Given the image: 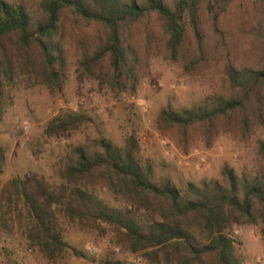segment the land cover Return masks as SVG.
Returning <instances> with one entry per match:
<instances>
[{
    "label": "trees",
    "instance_id": "1",
    "mask_svg": "<svg viewBox=\"0 0 264 264\" xmlns=\"http://www.w3.org/2000/svg\"><path fill=\"white\" fill-rule=\"evenodd\" d=\"M236 1L0 0V121L5 82L28 76L51 93L62 91L66 21L78 31L96 28L92 41L80 40L78 79L92 78L100 87L134 93L149 54H159L156 32L163 36V50L172 61L180 55L187 28L194 39L190 63L205 66L219 59L225 52L220 18ZM240 6L242 27L261 45V63L236 65L227 54L221 67L224 91L182 108L162 107L156 116L160 132L175 129L186 143L190 131L199 128L210 143L229 131L245 136L264 127V0H241ZM87 120L81 113H61L46 123L44 134L68 136ZM257 152L261 166L255 175L236 174L224 166L220 179L178 187L168 178H155L134 135L121 147L99 137L91 146L71 148L58 183L44 188L43 200L14 177L0 217L6 227L16 224L26 243L49 261L69 249L66 223L107 233L113 244L140 253L150 264H240L230 228L259 222L264 238V139L258 141ZM5 162L0 146V176ZM100 182L122 198V209L108 206L89 190Z\"/></svg>",
    "mask_w": 264,
    "mask_h": 264
},
{
    "label": "rangeland",
    "instance_id": "2",
    "mask_svg": "<svg viewBox=\"0 0 264 264\" xmlns=\"http://www.w3.org/2000/svg\"><path fill=\"white\" fill-rule=\"evenodd\" d=\"M240 2L237 0L220 18L218 27L224 37L225 52L205 66L190 63L188 55L194 47V39L189 28L175 61L166 56L163 36L156 32L159 54H149L134 93L100 87L92 78L78 79L82 54L80 40L92 41L96 28L82 27L78 31L72 28L70 20L66 21L61 40L65 81L60 93H51L46 86L28 76H18L11 83H3L0 146L5 149L6 162L0 176V213L4 193L11 188L14 177L22 178L43 200L44 188L58 183L61 165L71 148L91 146L99 137L121 147L128 136L134 135L140 156L152 163L155 178H168L178 187L220 179L224 166L236 174L255 175L261 166L257 143L264 139V127L245 136L229 131L210 143L201 129L196 128L190 131L184 143L175 129L162 133L156 125V116L162 107L182 108L224 91L221 67L227 54L236 65L261 63L259 41L250 30L242 27L244 13ZM203 23L205 29L204 19ZM65 112L81 113L88 120L68 136L47 137L44 134L46 123ZM89 190L110 207L122 209L125 206L122 198L102 182L95 183ZM260 227L257 222L230 228L240 264H264V238ZM63 232L69 249L56 260L49 261L37 248L26 243L16 224L6 227L0 217V264H106L108 261L150 264L140 253L113 244L112 236L107 233L83 231L66 223H63ZM158 264L164 263L160 260Z\"/></svg>",
    "mask_w": 264,
    "mask_h": 264
},
{
    "label": "built area",
    "instance_id": "3",
    "mask_svg": "<svg viewBox=\"0 0 264 264\" xmlns=\"http://www.w3.org/2000/svg\"><path fill=\"white\" fill-rule=\"evenodd\" d=\"M31 251H32V249L30 248V249H29V252H31Z\"/></svg>",
    "mask_w": 264,
    "mask_h": 264
}]
</instances>
